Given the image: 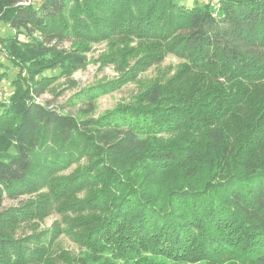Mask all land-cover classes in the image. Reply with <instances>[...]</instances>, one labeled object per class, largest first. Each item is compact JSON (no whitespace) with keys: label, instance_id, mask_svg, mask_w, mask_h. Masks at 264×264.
Returning <instances> with one entry per match:
<instances>
[{"label":"trees","instance_id":"trees-1","mask_svg":"<svg viewBox=\"0 0 264 264\" xmlns=\"http://www.w3.org/2000/svg\"><path fill=\"white\" fill-rule=\"evenodd\" d=\"M27 1L0 0V81L2 56L16 71L0 98V264H54V236L17 229L57 205L81 214L65 264H264V0ZM105 37L145 42L142 66L183 61L98 116L101 90L73 97L79 112L38 99L45 71L87 64L65 41ZM82 159L76 179L52 180ZM39 186L49 193L3 207Z\"/></svg>","mask_w":264,"mask_h":264},{"label":"rangeland","instance_id":"rangeland-1","mask_svg":"<svg viewBox=\"0 0 264 264\" xmlns=\"http://www.w3.org/2000/svg\"><path fill=\"white\" fill-rule=\"evenodd\" d=\"M42 0H32L38 5ZM187 4H193L195 0H181ZM203 1V0H202ZM206 1V0H204ZM27 1V3H29ZM10 31L9 26L0 22V34L6 35ZM22 39H27L21 36ZM79 44L82 47V53L87 57V64L83 68L74 70L67 78L60 74L59 69L45 71L46 75H51L46 79V91L38 98L43 102H50L51 106L61 107L65 111H81V102L75 104L79 92L89 93L91 91L99 92L96 97L94 115L98 116L107 110L120 105L131 104L137 95L144 91L148 86L157 83L159 80L166 81V78L174 75L179 64L183 61L179 55L168 53L160 63L146 64L142 62L146 59L140 50L141 43L137 38L127 37H108L99 41H86L83 44L79 41H65L63 47L71 49ZM133 48V49H132ZM2 54H0L1 56ZM1 60L8 66V77L0 81V98L4 99L13 91L11 83L16 74L15 68L7 58L1 57ZM4 68H0V72ZM87 160L75 161L53 174V181L67 178H73L81 171ZM69 180V179H67ZM49 193L48 186H39L34 191L23 194L18 198L6 197L3 207L17 206L23 200L39 199L43 193ZM64 202L75 201L87 196V190L79 189L77 192H71ZM81 217L71 211L60 212L58 205L45 217L35 218L22 222L17 229V237L28 236L32 239H49L55 237L52 246V255L49 260L54 264H65L62 254L71 255L80 252V245L74 240L73 234L79 230L77 227H70L75 224L74 220Z\"/></svg>","mask_w":264,"mask_h":264},{"label":"built area","instance_id":"built-area-1","mask_svg":"<svg viewBox=\"0 0 264 264\" xmlns=\"http://www.w3.org/2000/svg\"><path fill=\"white\" fill-rule=\"evenodd\" d=\"M212 4H216V1H215V2H213Z\"/></svg>","mask_w":264,"mask_h":264}]
</instances>
